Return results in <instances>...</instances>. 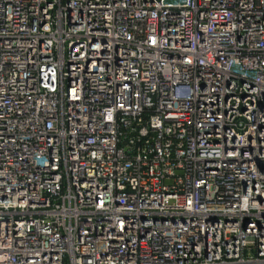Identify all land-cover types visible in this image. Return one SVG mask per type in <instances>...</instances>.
Listing matches in <instances>:
<instances>
[{"label": "built area", "instance_id": "obj_1", "mask_svg": "<svg viewBox=\"0 0 264 264\" xmlns=\"http://www.w3.org/2000/svg\"><path fill=\"white\" fill-rule=\"evenodd\" d=\"M264 0H0V264H264Z\"/></svg>", "mask_w": 264, "mask_h": 264}, {"label": "water", "instance_id": "obj_2", "mask_svg": "<svg viewBox=\"0 0 264 264\" xmlns=\"http://www.w3.org/2000/svg\"><path fill=\"white\" fill-rule=\"evenodd\" d=\"M262 90H263V93H264V88Z\"/></svg>", "mask_w": 264, "mask_h": 264}]
</instances>
